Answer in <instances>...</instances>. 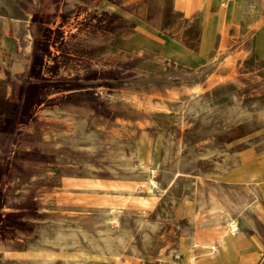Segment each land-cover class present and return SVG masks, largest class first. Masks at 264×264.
<instances>
[{
	"label": "rangeland",
	"instance_id": "obj_1",
	"mask_svg": "<svg viewBox=\"0 0 264 264\" xmlns=\"http://www.w3.org/2000/svg\"><path fill=\"white\" fill-rule=\"evenodd\" d=\"M212 1L0 0V264H264V0Z\"/></svg>",
	"mask_w": 264,
	"mask_h": 264
},
{
	"label": "bare ground",
	"instance_id": "obj_2",
	"mask_svg": "<svg viewBox=\"0 0 264 264\" xmlns=\"http://www.w3.org/2000/svg\"><path fill=\"white\" fill-rule=\"evenodd\" d=\"M231 4V3H230ZM222 11V10H221ZM218 12V10H217ZM166 112V111H165ZM218 206V205H217ZM238 231V225L237 222L234 220V218L230 217L228 218L226 224H225V233L222 236V239L220 242H222V245L227 244L228 238L234 237L236 235V232ZM227 238V239H226ZM215 245V244H214ZM229 245V243H228ZM213 247V246H212ZM214 248V247H213Z\"/></svg>",
	"mask_w": 264,
	"mask_h": 264
},
{
	"label": "crops",
	"instance_id": "obj_3",
	"mask_svg": "<svg viewBox=\"0 0 264 264\" xmlns=\"http://www.w3.org/2000/svg\"><path fill=\"white\" fill-rule=\"evenodd\" d=\"M210 1H211V4H212V9H214V11H213V17H215V14H217V16H216L217 18H219L220 15L222 17L223 16L222 15L223 14V11H221L222 9L220 7V3L218 1H212V0H210ZM234 6L235 5L233 3H231V6H230L231 8L230 9H232L233 11L232 10H230V11H232V12L235 11V7ZM217 10H218V12H217ZM208 12H209V10H208ZM224 14H227V13L225 12ZM210 16L211 15L209 14L207 19H211ZM228 218H230V216Z\"/></svg>",
	"mask_w": 264,
	"mask_h": 264
}]
</instances>
